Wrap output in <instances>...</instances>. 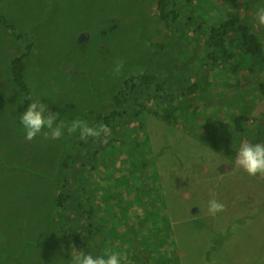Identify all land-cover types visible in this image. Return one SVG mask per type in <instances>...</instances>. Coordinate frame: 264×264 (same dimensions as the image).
<instances>
[{
  "label": "rangeland",
  "instance_id": "1",
  "mask_svg": "<svg viewBox=\"0 0 264 264\" xmlns=\"http://www.w3.org/2000/svg\"><path fill=\"white\" fill-rule=\"evenodd\" d=\"M223 1L176 0L164 20L156 0H0L13 26L0 22V264H70L72 248L122 264H264V175L235 166L244 141L264 143V67L208 63ZM236 2L248 19L264 8ZM25 50L29 94L11 80ZM35 99L64 124L59 139L25 140ZM77 117L107 125V141L69 135ZM213 197L226 206L215 216Z\"/></svg>",
  "mask_w": 264,
  "mask_h": 264
},
{
  "label": "trees",
  "instance_id": "2",
  "mask_svg": "<svg viewBox=\"0 0 264 264\" xmlns=\"http://www.w3.org/2000/svg\"><path fill=\"white\" fill-rule=\"evenodd\" d=\"M175 1L176 0H156L158 8L156 13L161 16L162 19L166 20L171 15L169 6ZM236 1L237 0H230L229 2L223 1L220 2L219 6L228 10L229 5H237ZM191 8H193V6H191ZM209 17L212 19L214 18L212 14H210ZM0 22L5 27L13 29V26L5 18V16L0 15ZM196 23L198 25V29L203 30L205 28L204 23ZM253 23V17H250L249 19L247 17H241V12L238 11H229L227 15L222 14L221 20H213L207 23V39L204 40L208 47L211 46L207 52L208 63L217 65L220 61L227 63L231 61L230 63H232V61L235 60L236 64L243 65V62L249 60L247 63L250 68L253 64H260L261 67H264V37L262 32V34H259L258 31L251 26ZM194 31L198 34L203 33L198 30ZM33 47L34 43H29L27 49L32 50ZM28 56L29 51L25 50L22 55L14 57L11 62V80L14 85L19 88V90L26 94H29L32 91L30 85L26 81V58ZM131 80L132 77L128 78L126 83ZM259 88L263 98L260 105L263 106L264 109V81L259 83ZM190 92L198 93L196 90H191ZM117 98L119 103H124V101L121 100L120 95H118L116 99ZM248 118L249 117H246L244 114L239 117L237 116V118H235L237 128L240 130L245 129L242 124L244 121L248 120ZM56 121L59 122L60 119L57 118ZM62 199L63 197L61 196L57 200L58 205L63 204ZM90 246L91 244L83 245L82 249H86Z\"/></svg>",
  "mask_w": 264,
  "mask_h": 264
},
{
  "label": "clouds",
  "instance_id": "3",
  "mask_svg": "<svg viewBox=\"0 0 264 264\" xmlns=\"http://www.w3.org/2000/svg\"><path fill=\"white\" fill-rule=\"evenodd\" d=\"M256 21L259 25H264V8L258 10ZM251 26L256 30L259 29L260 31L257 30L258 33H263L264 37V29L261 26H254V23ZM205 39H207V35ZM224 63L225 68L233 65V63ZM123 67V61L117 60L112 69L113 76L119 77L123 71ZM138 74L142 75L143 69H139ZM56 119V114L49 110L47 103L42 102L41 99L32 100L21 115L20 122L25 131V140L31 141L41 133H43L45 139H59L64 135L65 126L62 122L56 124ZM44 129H47V131H44ZM67 132L69 135L78 132L79 138L82 141H87L89 138L99 139L101 137L107 141L111 134V129L103 124L99 126H90L87 121L77 117L71 120L70 124L67 126ZM229 163L233 164L232 162ZM235 166H239L250 176H256L257 174L264 175V143H250L244 141L236 152ZM60 197L61 196H58V198ZM225 207V204L218 201L215 197L208 201V213L212 216H215L219 212H223ZM126 259V254L122 255L118 252L93 256L90 253H76L72 248L70 264H122V261Z\"/></svg>",
  "mask_w": 264,
  "mask_h": 264
},
{
  "label": "crops",
  "instance_id": "4",
  "mask_svg": "<svg viewBox=\"0 0 264 264\" xmlns=\"http://www.w3.org/2000/svg\"><path fill=\"white\" fill-rule=\"evenodd\" d=\"M226 1V0H225ZM207 2H214V3H216V0H207ZM231 6L232 5H229L228 6V10H225L224 8H223V10H224V13L223 14H225V15H227V13L229 12V11H238V12H241L240 11V9H236V10H230V8H231ZM242 13V12H241ZM209 15H210V13H209ZM214 16V15H213ZM251 17H253L254 18V26H260L258 23H257V21H256V17H254V16H251ZM219 21V20H218Z\"/></svg>",
  "mask_w": 264,
  "mask_h": 264
},
{
  "label": "bare ground",
  "instance_id": "5",
  "mask_svg": "<svg viewBox=\"0 0 264 264\" xmlns=\"http://www.w3.org/2000/svg\"><path fill=\"white\" fill-rule=\"evenodd\" d=\"M30 213L32 214L33 213V211L32 210H30ZM45 242H47L46 244H48L49 242H50V240H45V239H42L41 240V243H44L45 244ZM37 244H39L41 247H44L42 244H40V243H37ZM45 244V245H46ZM49 249H52V245H51V243L47 246ZM31 252V250H28V253H30ZM16 258H18V257H16Z\"/></svg>",
  "mask_w": 264,
  "mask_h": 264
}]
</instances>
